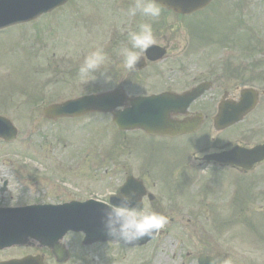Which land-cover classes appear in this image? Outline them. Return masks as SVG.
Returning <instances> with one entry per match:
<instances>
[{
    "label": "flooded vegetation",
    "instance_id": "1",
    "mask_svg": "<svg viewBox=\"0 0 264 264\" xmlns=\"http://www.w3.org/2000/svg\"><path fill=\"white\" fill-rule=\"evenodd\" d=\"M250 1L212 0L201 10L181 14L159 5L156 0L162 9L161 15L151 19L139 13L134 17L127 15L134 0H88L92 8L85 14L86 26L89 18L87 46L97 42L95 45L106 56L104 67L99 70L104 89L89 93L113 94L119 100L120 111L129 108L131 102L141 96L180 95L168 96L170 127L167 134H150L131 125L117 130L121 149L114 157L117 158L113 165L116 183L106 194L105 186L101 191H93L91 173L75 170L76 154L73 153L69 155L72 165L67 170L56 165L41 167L50 176L32 171L18 183L17 175L2 171L0 203L12 206L60 204L91 197L120 203V197L110 193L129 182L122 193L135 192L134 204L142 199L169 222L184 217L187 221L216 222V227L200 230L197 235L195 231L183 232L182 264H199L200 257L212 258L208 264H264V228L242 229L238 225L264 216V151L262 158L252 162L245 156H225L231 149L247 153L245 149L264 144V117H257L259 113L264 115V22L253 20ZM197 14H201L200 18ZM144 22L153 27L154 42L150 46L162 47L165 53L153 58L146 49L137 50L135 68L125 69L120 49L131 47L127 32ZM94 25L99 38H92ZM195 29H198L197 34ZM189 34L190 52L184 54L186 45L181 43L188 42ZM211 46L217 52V59L214 54V61L206 67L208 56L196 51H205ZM87 54H73L70 59L61 61L51 55L52 63L49 58L45 61L48 67L59 69L64 77L75 80ZM197 86H200V94L191 100L190 96L183 97ZM243 89L255 93V107L241 120L221 126L218 115L232 117V107L240 100ZM108 158L105 156V160ZM156 160L160 161L158 165ZM77 173H81V178H76ZM169 173L177 174V182L192 195L191 202L182 205V201L173 199L170 183L165 180ZM128 177L132 179L127 181ZM243 180L248 184L246 194ZM160 190H168V198H164ZM253 205L261 208L254 211ZM236 223L241 229H232ZM74 235L76 233L68 232L63 238L62 243L67 248L63 263L56 261L50 249L36 242H31L30 246L0 249V261L40 254L45 264H69L77 245ZM149 242L154 243V239ZM121 247L126 250L125 255L128 249L134 251L141 246L121 244ZM8 250H15V255H5Z\"/></svg>",
    "mask_w": 264,
    "mask_h": 264
},
{
    "label": "rangeland",
    "instance_id": "2",
    "mask_svg": "<svg viewBox=\"0 0 264 264\" xmlns=\"http://www.w3.org/2000/svg\"><path fill=\"white\" fill-rule=\"evenodd\" d=\"M72 1L73 0H70L63 7L48 15V17L27 23L26 25H23L22 28L16 27L0 33L1 38L4 36H12L14 33L21 30V33L24 36L23 43L34 53V55L28 60L26 59V56H17V54L26 53V51H17L18 48L22 47L20 44L11 46L12 50L9 53L8 51L11 48H4L7 44H0V115L8 117L18 129V137L13 143L3 144L0 141V174L5 170L8 174L14 173L17 166L21 165V156L33 155L35 157H42L44 151L50 155L49 149L55 147V142L58 140L60 146L63 145V143L71 144L73 146L72 148L78 146V149L82 152L84 150L82 144H86L85 151H87V156L82 153V157L79 161L89 162L92 161L93 154H98L104 150L106 154L109 146L113 142L112 139H119L118 132L113 129L110 117L107 114L89 115L84 117V122H86L87 125L83 128L84 130H81L83 127V124L81 123L82 125L75 124L77 128L70 132L62 128L64 124L62 121L58 122L57 125H53L50 122L45 121L41 116L43 107L49 103L63 101L95 90L104 89L100 81L101 77L99 71L90 74L87 79H82L80 75H77L75 76L77 79L73 81L70 79L65 80L62 83H50L48 81H53L51 75H54L53 78H55V73H57V76H60L62 71L52 69L53 73H43L39 69V65H46L47 63L42 62V59L53 54L56 59H59V61H61L60 59H68L69 55L73 54L72 40L75 38L78 41V44H81L84 42V36L86 38V30H89V18L87 17L88 26H86V18L83 11L85 0H82V4L77 10L72 8ZM76 1H79V3L81 2V0ZM91 6L92 5H88V8L91 9ZM250 7L254 15L253 20L264 22V0H251ZM73 13L76 14L75 17L78 19V24L76 22H70L68 19V16L71 14L73 15ZM200 16L201 14L196 15L197 18H200ZM55 18H58V25L55 23ZM210 19H212L211 16ZM71 26L77 27L78 29L75 30V28H71ZM62 29L65 30L62 32ZM93 29L95 30V25ZM183 30H185L184 24ZM197 30L198 29H195V34H197ZM79 32H83L84 35H80ZM183 37L186 38L187 36L184 35ZM96 43H91L89 45V50L94 51L99 49V46L95 45ZM63 44H65V46H62ZM181 44L186 45L183 53H189L191 34H189L188 42ZM85 49L86 45L79 46L77 52L82 53ZM216 53L217 52L213 46L206 47L205 51H196V54H204L208 56L205 62L206 67L214 61V54L215 59H217ZM38 54L40 55L39 58L37 57ZM24 61L26 63H24ZM19 66L22 68L21 70L18 69ZM17 69L19 70L18 72ZM27 72L31 73L32 77L31 81L25 84L27 87L23 88L24 91L31 93L30 95L32 98L41 96L38 101L30 104H28L26 100L25 93L10 96V94L16 92L14 89H16L20 80L19 78L14 79L12 76H22L23 73ZM33 72H35V74ZM27 76L28 75H25L24 77L28 78ZM43 85H46V88L41 90L42 93H40V90L33 89L37 86ZM255 87L261 88L262 86L255 85ZM106 89L107 84L105 83V90ZM95 117L98 118L95 119ZM257 117L261 118L264 117V115L259 113ZM78 128H80V130H78ZM57 135H59L60 139H58ZM69 135L72 137H79L78 140L80 142L74 143ZM72 148L70 151L62 152V155L58 154L57 156L49 158V161L54 164L59 161L67 170V168L72 165L71 158L68 157L69 153L73 151ZM120 149L121 148L119 147L118 150ZM114 150V148H111L110 152ZM105 156L110 157V159L105 160V185H103V183H99L100 185L98 186L92 184L94 186L92 189L95 191H101L105 186L106 194V192L112 189L116 183L114 177L117 173L115 172L113 165H115L117 161L112 159L114 156L113 153H107ZM28 160L29 162H34L32 160L30 161V159ZM159 162V160H156L155 164L158 165ZM29 164L36 165L34 163ZM94 167L95 165L93 167L90 165V168L85 170V172L87 175L91 173L92 180L98 182L99 177L92 173ZM17 172V175L20 176L19 172L22 173L23 169L17 170ZM76 178H81V173H77ZM165 180L170 183V190L173 194L174 200L182 201V205L186 202L192 201V195L187 189H184L183 184L177 182L179 177L175 178L174 173H169ZM242 182L246 194L248 184L245 180ZM160 192L164 198H168L170 193L168 190H160ZM259 207L261 208L259 205L252 206L254 211ZM185 218L186 217H184V219ZM184 219L176 220L175 222L168 221L162 229L164 231L162 232L161 230L160 234L154 239V243H150L147 247L141 246L142 248H138V256L135 251L129 249L127 253L123 255V252L126 250L115 245L118 243H105V245L97 244L90 248H81L80 245H77L76 249L73 250L74 258L69 264H182L184 263L183 257L185 253V239L182 237L184 236L183 232L195 231V234L197 235L200 230L211 229L214 228V226L216 227V222H199L198 220L187 221ZM259 220L261 221L258 225L264 228V216L262 217L260 215ZM253 223L257 230V224L255 222ZM249 224H251V222L242 221L238 225L246 229L249 227ZM234 227H232V229H239L237 225ZM263 228H260V230ZM28 238L33 239L32 237ZM15 253L16 251L14 250H8L4 254L15 255ZM185 264L191 263L188 262Z\"/></svg>",
    "mask_w": 264,
    "mask_h": 264
},
{
    "label": "water",
    "instance_id": "3",
    "mask_svg": "<svg viewBox=\"0 0 264 264\" xmlns=\"http://www.w3.org/2000/svg\"><path fill=\"white\" fill-rule=\"evenodd\" d=\"M66 0H0V28L33 19L39 14L49 11L64 3ZM165 7L177 12H191L205 6L210 0H157ZM156 52V48H151ZM156 50V51H155ZM159 55V53H158ZM167 95L161 97L150 96L136 98L129 109L114 112V121L119 127L139 125L149 131L166 132L170 127L168 122L169 108ZM119 100L113 94L85 96L54 104L44 110L46 116L74 115L89 110L113 111ZM245 103L237 106L239 117L246 110ZM236 118L228 116L226 121ZM0 136L11 140L15 130L3 117H0ZM264 146H258L247 152L252 162L263 156ZM124 192V191H123ZM107 206L98 202L65 204L60 206H31L18 209H5L0 213V247L20 242L21 237L31 236L44 244L53 246L67 230L83 231L84 242L89 243L97 239L120 241L106 232L103 218ZM155 235V234H154ZM153 235V236H154ZM152 236V237H153ZM152 237H144L133 243H143ZM211 261L202 259L200 263ZM0 264H42L37 257L23 260H13ZM217 264V263H216Z\"/></svg>",
    "mask_w": 264,
    "mask_h": 264
},
{
    "label": "clouds",
    "instance_id": "4",
    "mask_svg": "<svg viewBox=\"0 0 264 264\" xmlns=\"http://www.w3.org/2000/svg\"><path fill=\"white\" fill-rule=\"evenodd\" d=\"M162 9L156 0H134V4L128 9L127 15L136 16L138 13L143 17L156 19L160 17ZM127 40L131 47L120 49L123 67L134 69L138 62L139 51H144L154 42L152 24L140 23L135 30L127 32ZM106 62V56L102 49L90 51L85 57L79 69L82 79H87L90 74L102 69ZM111 196L120 197V203L105 201L107 211L102 220L109 236L122 240L125 243H133L144 237H152L163 229L168 223V218L147 206L143 200L133 203L135 192L121 193L118 190L111 192Z\"/></svg>",
    "mask_w": 264,
    "mask_h": 264
}]
</instances>
